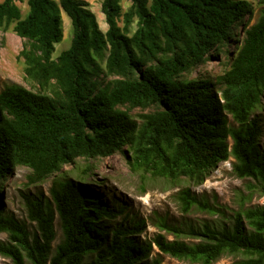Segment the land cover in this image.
Listing matches in <instances>:
<instances>
[{"label": "trees", "instance_id": "1", "mask_svg": "<svg viewBox=\"0 0 264 264\" xmlns=\"http://www.w3.org/2000/svg\"><path fill=\"white\" fill-rule=\"evenodd\" d=\"M18 1L0 2V28L24 39L20 56L31 87L0 90V181L17 166L30 168L31 182L54 179L50 200L26 197L34 233L0 202V233H8L0 253L15 264H161L152 256L156 246L192 264L224 254L241 256L233 264H264V205L232 209L185 186L176 193L181 211L217 219L159 220L174 238L159 232L142 240L144 219L108 227L113 208L80 180L55 175L78 158L121 152L132 171L202 184L232 157L233 173L264 191V131L253 115L264 92V7L249 25L250 0H126V9L124 0H102L103 30L86 0H26V13ZM63 11L73 35L54 56ZM231 42L222 72L184 77ZM136 108L147 111L136 118ZM56 212L63 237L53 249Z\"/></svg>", "mask_w": 264, "mask_h": 264}, {"label": "rangeland", "instance_id": "2", "mask_svg": "<svg viewBox=\"0 0 264 264\" xmlns=\"http://www.w3.org/2000/svg\"><path fill=\"white\" fill-rule=\"evenodd\" d=\"M3 0H0V2ZM90 8L96 13L100 27L107 29L105 16L101 11L102 0H86ZM254 7V13L249 25L254 23L260 14V9L264 7V0H250ZM23 13H26L28 5L26 0L18 1ZM126 9L129 2H122ZM64 35L63 39L56 43L54 56H57L62 50L68 48L72 40V25L70 18L63 11ZM238 38L242 37L243 25H239ZM24 44V39L19 37L12 28L3 30L0 28V90L6 85L12 83L22 84L31 87L25 73V63L20 56V50ZM235 48L234 42L223 44L221 52L217 58L207 60L205 64L195 68L192 71L184 73L185 78H191L198 72L204 76H214L222 72L225 68L226 50ZM141 109H133L132 114L139 118ZM253 115L260 118L264 131V92L261 96V102L256 107ZM230 125H236L231 115H228ZM264 144V134L262 137ZM233 161L231 157L226 161L220 162L208 173L202 184H195L187 179L180 181H171L163 177H155L142 171H132L126 161L124 153L117 152L108 157L98 158H78L75 163L66 164L62 172L55 175L64 176L75 180H80L88 189V192L99 196L105 205L113 208L117 216L107 222L108 227L122 225H131L133 222L144 219L145 229L140 233L142 240H151L155 234L162 232L168 239H173L174 235L160 230L159 220H166L168 223H189L192 225L202 224L204 221H214L217 215H211L200 210H192L189 213L181 211L176 199V193L185 186H190L192 190L205 195L212 201L226 205L232 209H241L254 205H264V191L257 187H252L253 180L248 178H239L233 173ZM89 167V168H86ZM30 168L26 166H17L9 174L6 180L0 181L1 195L0 202L3 203L7 214L12 215L17 220L24 222L31 233L36 231V223L30 220L26 207V197L34 199L50 200V188L54 179L51 175L47 179L38 182H31L28 175ZM54 226L56 238L52 243L53 249L62 240L63 233L61 223L57 212L55 213ZM2 240H8V233H0ZM186 241H197V238L182 237ZM152 256H158L161 264H192L189 261L179 260L168 254L159 252L156 246H153ZM240 255L224 254L213 264H233L240 259ZM0 264H15L11 257L0 253ZM25 264H31L28 258H25Z\"/></svg>", "mask_w": 264, "mask_h": 264}]
</instances>
